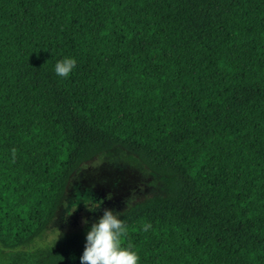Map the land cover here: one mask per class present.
Returning <instances> with one entry per match:
<instances>
[{
    "label": "trees",
    "instance_id": "1",
    "mask_svg": "<svg viewBox=\"0 0 264 264\" xmlns=\"http://www.w3.org/2000/svg\"><path fill=\"white\" fill-rule=\"evenodd\" d=\"M117 147L158 188L117 215L137 264H264V0H0V245ZM88 229L9 264H80Z\"/></svg>",
    "mask_w": 264,
    "mask_h": 264
},
{
    "label": "rangeland",
    "instance_id": "2",
    "mask_svg": "<svg viewBox=\"0 0 264 264\" xmlns=\"http://www.w3.org/2000/svg\"><path fill=\"white\" fill-rule=\"evenodd\" d=\"M153 176L137 157L117 147L84 162L71 176L63 201L50 225L31 243L17 250L0 245V264H9L11 252L38 253L61 239L88 229L105 207L118 215L129 205L157 193ZM111 194V199H108ZM103 203L94 212L86 210L85 203ZM78 204L75 212L67 216V208ZM88 223H83V219ZM61 234V235H60ZM59 237V238H58ZM58 238V239H57ZM57 240V241H56Z\"/></svg>",
    "mask_w": 264,
    "mask_h": 264
},
{
    "label": "clouds",
    "instance_id": "3",
    "mask_svg": "<svg viewBox=\"0 0 264 264\" xmlns=\"http://www.w3.org/2000/svg\"><path fill=\"white\" fill-rule=\"evenodd\" d=\"M75 67V59L66 58L56 63L55 72L58 76L66 78ZM14 157L15 150H13ZM107 198L111 199V194H108ZM102 203L101 200L99 203L91 204V206L88 203L84 205L86 210L94 212ZM65 207L67 208V216H70L76 211L78 204L71 207L65 205ZM83 223H88L86 218L83 219ZM150 228V223L143 225L144 231H148ZM126 231L127 226L117 217L113 209L105 207L102 215L91 224L86 232L80 264H137L138 257L130 250L131 246L124 248L119 244V238L126 235Z\"/></svg>",
    "mask_w": 264,
    "mask_h": 264
}]
</instances>
